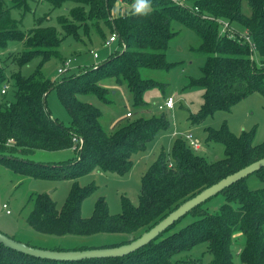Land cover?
Segmentation results:
<instances>
[{"label":"trees","instance_id":"1","mask_svg":"<svg viewBox=\"0 0 264 264\" xmlns=\"http://www.w3.org/2000/svg\"><path fill=\"white\" fill-rule=\"evenodd\" d=\"M28 1L31 0L6 4L0 0V53L9 42H21L23 51L13 58L18 67L39 55L46 59L58 56L63 38L79 39V33L91 38L90 33L94 32L103 40L104 30L115 33L122 50L98 66L62 75L56 82L44 78L39 71L28 77L20 71L8 75L0 59V165L29 177L73 181V189L60 209L48 194L34 198L29 225L36 232L56 236L120 234L124 239L119 243L97 248L127 244L129 236L133 240L139 238L185 201L264 158V143L253 145L252 135L234 137L226 127L220 132L209 131L207 137L208 143L224 146L225 157L221 161H208L185 138H179L170 153L162 151L142 176L137 206L124 200L122 212L109 215L107 205L100 201L92 217H82L81 203L91 189L79 188V176L94 168L125 175L133 165V156L144 152L159 132L168 129L169 123L164 115L147 119L128 117L130 121L125 126L107 133L100 123L99 109L80 101L78 94H94L107 102L104 84L114 78L116 84L125 81L134 105H144L143 94L158 82L142 78L140 69L172 68L167 62V51L178 34L171 27L175 21L195 33L199 45L191 51L205 58L198 82L205 88L202 116L196 121L215 111H229L248 95L264 93V0H247L250 15L242 12L241 0H151L148 15H136L133 8L115 18L111 11L116 2L130 0H42L52 8L66 1L75 4L67 16L57 18L63 37L54 27L37 25L28 33L20 30L10 17V10L24 14ZM6 84L13 89L14 101L6 99L7 93L1 94ZM52 91L67 110L68 127L53 119L46 107V97ZM74 139L82 143H74ZM64 150L76 152L75 158L53 165L24 158L34 156L36 151ZM217 195L224 200L218 210L211 211L206 206L210 198L186 214L192 218L190 223L174 231L181 219L178 220L149 244L122 258L61 263L28 257L0 244V264H177L173 260L176 254L189 252L203 242L212 255L210 264H233L231 246L236 233L245 238L236 253L240 261L264 264V168ZM87 249L90 248H78Z\"/></svg>","mask_w":264,"mask_h":264},{"label":"rangeland","instance_id":"2","mask_svg":"<svg viewBox=\"0 0 264 264\" xmlns=\"http://www.w3.org/2000/svg\"><path fill=\"white\" fill-rule=\"evenodd\" d=\"M10 4L12 0H3ZM121 3V4H120ZM116 11L126 14L134 8L135 0L120 2ZM75 6L73 2H63L59 7L52 8L50 4L42 0H31L27 2V10L21 12L17 9L10 10V17L15 20L20 30L30 32L37 25L41 27H54L58 30L60 37L64 36L57 18L67 16ZM242 12L250 15L247 0H241ZM171 27L176 31L175 37L167 51V62L172 68L168 70H152L141 68L142 78L152 79L158 85L150 88L143 94L144 105L136 106L132 95L124 82L116 84L114 78L105 81L107 89V102L100 100L94 94H78L82 102L90 103L100 111V123L107 133H113L120 127L125 126L130 119L126 114L131 113V119L151 118L164 115L169 123L166 131L158 133L156 138L147 145L144 152L135 154L132 158L133 165L125 175L104 173L97 168L87 174L79 176L76 180L79 188H89L91 191L81 203V216L92 217L96 205L103 201L107 205L109 215H118L122 212L124 200L130 205L139 204L141 191V178L149 167L157 161L159 154L163 151L170 153L176 139H184L191 135L199 144L197 152L207 158L208 161H217L225 157V148L219 143H208V132H220L226 127L234 137L243 133L252 135L253 145L264 143V93L254 92L233 105L229 111H215L213 114L200 117L203 105L205 88L199 84L202 77V68L205 58L191 51L199 45V39L195 33L182 26L179 22H171ZM243 35V30H239ZM79 33V39L74 36L64 37L59 49L58 56L44 58L42 55L34 57L30 63L18 67L13 63V58L23 51L21 42L12 41L6 49L0 53V59L8 75L20 71L24 77L32 75L35 71L52 81H60L63 77L57 74L62 62L70 61L71 67L64 76L81 72L84 68H91L104 63L110 55L122 51L118 42L108 43L112 35L104 30L105 40L96 33L91 32L89 36ZM98 58H94L93 54ZM253 59L258 62L257 55L253 53ZM7 85L6 99L14 101L13 89ZM168 98H173L172 110L160 109ZM46 107L49 109L53 119L69 126L70 117L67 110L60 104L56 93L52 91L46 97ZM129 117V116H128ZM130 118V117H129ZM76 152L64 150L59 152L36 151L34 156L24 157L25 160L34 163L57 164L75 158ZM73 186V181L63 178H35L14 173L0 165V232L17 242L29 244L38 249L50 251H76L79 247L95 249L119 243L124 239L120 234L98 233L91 236L65 235L56 236L36 232L29 225V216L34 206V198L40 194L50 195L60 209L66 202ZM223 197L217 195L212 197L206 206L211 211L218 210L223 203ZM6 205L7 209L3 206ZM7 210L9 214H7ZM192 218L186 215L175 225V230L190 223ZM245 238L242 233H236L233 237L232 251L233 264H244L236 253L242 248ZM212 255L208 252L206 242L195 245L189 252L176 254L173 258L177 264H210Z\"/></svg>","mask_w":264,"mask_h":264},{"label":"water","instance_id":"3","mask_svg":"<svg viewBox=\"0 0 264 264\" xmlns=\"http://www.w3.org/2000/svg\"><path fill=\"white\" fill-rule=\"evenodd\" d=\"M262 168H264V158L249 164L236 173L228 175L212 186L204 189L193 198L182 203L177 209L169 213L163 220L155 224L154 227L143 233L139 238L133 240V237L129 236V243L117 247L95 248L78 251H50L22 244L2 234L1 232L0 244L5 248L28 257L61 263L93 259L122 258L123 256L132 254L149 244L175 222L189 213L192 209H195L197 206L203 204L210 198L220 194V192H222L224 189L239 182L240 180L247 178L255 172H258Z\"/></svg>","mask_w":264,"mask_h":264},{"label":"built area","instance_id":"4","mask_svg":"<svg viewBox=\"0 0 264 264\" xmlns=\"http://www.w3.org/2000/svg\"><path fill=\"white\" fill-rule=\"evenodd\" d=\"M225 27H227V25H225ZM247 40H249L248 38H246ZM117 41V35L115 34V33H113L110 37H109V39H108V43H113V42H116ZM93 57L96 59V58H98L97 57V54H93ZM70 67H71V62L70 61H64L63 62V64H62V66L60 67V68H58V70H57V74L58 75H64V73L65 72H67V70L68 69H70ZM7 85H4L2 88H1V94H5L6 93V91H7ZM173 106H174V101H173V98H168V99H166L165 100V102H164V104H163V106L162 107H160V109H166V110H172L173 109ZM128 116L129 117H131V115L128 113V114H126V117L128 118ZM185 140L187 141V143L189 144V146L193 149V150H195V151H198V150H200V147L201 146H199V144H198V142L196 141V140H194L193 139V137L189 134V135H186L185 136ZM73 142L74 143H82V141L81 140H76V139H74L73 140ZM3 208L4 209H7V206L6 205H4L3 206ZM7 214H9V211L7 210Z\"/></svg>","mask_w":264,"mask_h":264},{"label":"clouds","instance_id":"5","mask_svg":"<svg viewBox=\"0 0 264 264\" xmlns=\"http://www.w3.org/2000/svg\"><path fill=\"white\" fill-rule=\"evenodd\" d=\"M151 0H135L134 13L146 16L151 10Z\"/></svg>","mask_w":264,"mask_h":264},{"label":"crops","instance_id":"6","mask_svg":"<svg viewBox=\"0 0 264 264\" xmlns=\"http://www.w3.org/2000/svg\"><path fill=\"white\" fill-rule=\"evenodd\" d=\"M120 2H122V1H118V3L116 2V4H115V5L113 6V8H112L111 15H112L113 18L117 17L118 14L121 12V11H120L121 9H119V13H117V11H116V9L120 6V5H118ZM120 4H121V3H120ZM117 6H118V7H117Z\"/></svg>","mask_w":264,"mask_h":264}]
</instances>
